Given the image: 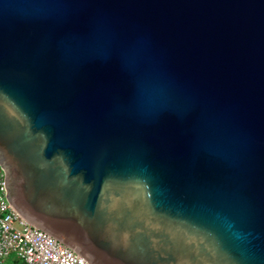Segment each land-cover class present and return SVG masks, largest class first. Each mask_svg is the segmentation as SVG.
Instances as JSON below:
<instances>
[{"label": "water", "instance_id": "obj_1", "mask_svg": "<svg viewBox=\"0 0 264 264\" xmlns=\"http://www.w3.org/2000/svg\"><path fill=\"white\" fill-rule=\"evenodd\" d=\"M0 164L92 264H264V0H0Z\"/></svg>", "mask_w": 264, "mask_h": 264}, {"label": "built area", "instance_id": "obj_2", "mask_svg": "<svg viewBox=\"0 0 264 264\" xmlns=\"http://www.w3.org/2000/svg\"><path fill=\"white\" fill-rule=\"evenodd\" d=\"M5 176L0 164V264H92L15 206Z\"/></svg>", "mask_w": 264, "mask_h": 264}, {"label": "bare ground", "instance_id": "obj_3", "mask_svg": "<svg viewBox=\"0 0 264 264\" xmlns=\"http://www.w3.org/2000/svg\"><path fill=\"white\" fill-rule=\"evenodd\" d=\"M31 220V219H30ZM33 223H35V224H37V225H39V226H41L39 223H36L35 221H33V220H31ZM42 227V226H41ZM87 258V257H86ZM88 259V258H87ZM89 260V259H88ZM91 262V261H90Z\"/></svg>", "mask_w": 264, "mask_h": 264}]
</instances>
